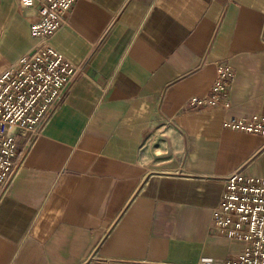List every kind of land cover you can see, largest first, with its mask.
<instances>
[{
	"label": "crops",
	"instance_id": "0c3cea01",
	"mask_svg": "<svg viewBox=\"0 0 264 264\" xmlns=\"http://www.w3.org/2000/svg\"><path fill=\"white\" fill-rule=\"evenodd\" d=\"M38 6L0 0V72L34 46ZM53 42L82 69L0 202V264L237 254L212 215L233 169L264 174V135L222 124L264 113V0H76ZM220 62L230 108L190 104Z\"/></svg>",
	"mask_w": 264,
	"mask_h": 264
},
{
	"label": "built area",
	"instance_id": "2783aa9c",
	"mask_svg": "<svg viewBox=\"0 0 264 264\" xmlns=\"http://www.w3.org/2000/svg\"><path fill=\"white\" fill-rule=\"evenodd\" d=\"M39 2L38 17L31 23L34 46L0 72V202L9 192L24 164L28 144L43 132L82 69L54 44V35L67 24L76 0H19L24 8ZM236 70L218 63L209 90L189 99L193 105H231L230 86ZM227 128L264 135V113L228 114ZM26 137L24 146L18 134ZM221 202L213 210L212 228L241 243L234 256H204L198 264H264V174L233 169L224 179Z\"/></svg>",
	"mask_w": 264,
	"mask_h": 264
}]
</instances>
